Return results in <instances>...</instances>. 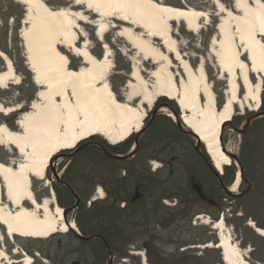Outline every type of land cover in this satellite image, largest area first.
Masks as SVG:
<instances>
[{"label": "bare ground", "instance_id": "1", "mask_svg": "<svg viewBox=\"0 0 264 264\" xmlns=\"http://www.w3.org/2000/svg\"><path fill=\"white\" fill-rule=\"evenodd\" d=\"M50 1L16 0L24 6L20 38L26 65L38 90L29 109L18 116L17 130L0 123V141H3L0 145L18 156L16 163L0 162V226L7 231V237L46 239L59 232L75 230L76 224L66 222L63 208L56 203L53 193L37 200L34 180L45 181L48 186L47 170L52 159L65 150L74 149L87 138L100 136L110 144H118L139 132L148 108H153L160 97L177 101L183 113V125L205 145L218 171L233 164L219 139L222 126L231 121L237 107L256 111L261 104L264 90V39L260 34L264 24L263 0L255 3L253 0H231L230 4L210 0L217 22L208 54L218 69L219 79L226 77L225 99L220 106L209 80L207 62L200 58L194 64L182 52L175 28V24H182L187 32L198 35L210 25L212 14L208 10L190 6L185 1H180L181 6L168 3V0L140 4L117 0H81V3L58 0L56 7ZM83 24L93 26L94 35L101 44V58L93 54ZM110 33L130 48L126 52L123 50L131 63V71L122 95H117L109 82L114 69V51L107 42ZM63 49L81 60L76 69L70 67V57ZM0 53L4 61L0 85H7L0 89L20 85L22 78L13 60L5 52L0 50ZM146 62L155 67L147 71ZM69 88L76 93L79 107L71 102ZM6 107L15 108L6 116L22 109V106ZM58 114H62L59 119ZM167 115L174 117L170 112ZM2 116L5 115L0 113V119ZM37 124L49 129L40 140L25 131ZM235 175L231 191H235L241 178L239 172ZM103 194L102 188H98V199L103 198ZM197 219L201 220L202 216ZM202 224H211L217 231L218 243L205 247L219 249L223 264H250L224 218L211 221L203 217ZM248 225L264 237V229L257 231L259 227L252 221ZM136 254L142 256V264H148L141 252ZM31 261L33 258L29 254L12 260L0 246V264H31Z\"/></svg>", "mask_w": 264, "mask_h": 264}, {"label": "rangeland", "instance_id": "2", "mask_svg": "<svg viewBox=\"0 0 264 264\" xmlns=\"http://www.w3.org/2000/svg\"><path fill=\"white\" fill-rule=\"evenodd\" d=\"M180 1H185L188 5L199 9L208 10L212 14L210 25L206 26L205 29H203L198 35L187 32L182 24H175V28L178 32L177 38L179 39L182 52L187 55V57H190L194 64H197L200 58H204L207 62L209 80L215 93L217 104L220 106L225 99L224 91L226 88V77H223L222 80L219 79L220 74H218V69L214 64L213 58L208 54L209 41L215 33L214 27L217 22L212 2L210 0H168L167 2L178 5L180 4ZM222 1L230 4L231 0H227V2L226 0ZM50 4L55 7L59 6L58 0H51ZM180 5L183 6L182 3ZM24 15V6L17 3L16 0H0V50L5 52L13 60L16 72L22 78L20 85H10L6 90L0 89L1 103L6 106H16L18 101L20 106H22V109L17 113L10 116H2L0 119V123H5L9 128L14 130L18 129L16 126L18 116L22 113V111L29 109L30 102L35 99V95L38 90V87L32 80V74L26 65L24 49L20 38V30L22 28ZM83 26L87 30L90 38L91 45L93 47L92 51L97 52V54L102 57L103 52L101 44L94 35L93 26L87 24H83ZM107 41L108 43H111L110 45L114 51V69L109 77V82L111 83L115 93H117V95H122L124 92V86L129 80V74L131 71V63L127 56L123 54V50L126 52L127 50H130V48L122 39L114 35V33H110L107 36ZM155 41L158 42V40ZM63 51L67 53L66 50L63 49ZM93 54L97 55L95 53ZM69 57L71 60L70 67L76 69L80 65L81 60L72 54H69ZM98 57L100 58V56ZM154 67V65H150V62H146L144 65V68L147 71H151ZM3 69L4 61L0 59V70ZM176 70L179 71L178 66H176ZM263 98L264 90L261 93V104L263 102ZM176 105L177 103L166 105L164 102H160L156 106L155 103L153 108H148L147 113L154 112L155 114L167 115V113L170 112L173 115L174 112L170 109V107H175ZM261 113L260 108L255 111L248 109L241 110L237 107L234 117L230 122L224 125L222 132V148L227 156L234 161L233 163L239 173L240 169H242V176L235 191L230 190L234 182L230 183V185L226 188L227 195L229 197H234L236 201L234 200L229 203V201L226 202L224 200L226 206L224 207L223 213L219 214L218 219H225V225L232 233L236 244L247 255V260L250 264L264 263V237L257 234L256 231L248 225L250 221L255 223V225L260 228H262L260 225H264V196L254 192L251 187H249L254 180L261 176L259 169L260 161L254 156L255 154H252L246 161L243 168L240 158L243 156L244 126L249 124L254 118L261 117L263 115ZM178 118L180 119V117ZM238 118L241 119V123L238 128H235L234 121ZM180 121L183 123L182 119ZM144 128L145 126L143 124L142 129L136 134H144L146 131ZM93 137H99L105 140L100 136ZM191 143H193L194 147L198 149V151H200L199 146L202 144L207 154L205 145L202 142H199L196 138H191ZM175 146L176 151L172 153H179L182 162H186L190 156H193L192 149L184 142L176 143ZM262 149L259 150L260 154H264ZM75 150H77L76 147L74 149L65 150L52 159L47 170V179L49 181L48 186L45 185V181L34 180L33 190L38 201H41L46 197H50L51 193H53L56 203L60 205L57 190L64 194V186L61 183V178L65 166L69 163V158H66L67 156H65V153L70 151L69 155H72ZM134 152L135 145L132 146L130 152L128 153V156L130 157L129 159H134ZM151 152L157 156L159 155L155 149H152ZM170 152V149H167V153ZM160 156L166 157L165 152L160 153ZM17 159L18 156H14L11 150H8L6 147L0 145V162L16 163ZM209 160V168L217 171V169L213 166L210 157ZM162 165V162L159 160L149 161L148 163L152 172L159 171V169L163 167ZM182 165L177 167V176H181L182 174ZM221 173L222 172H218V174ZM123 175L124 173L122 172L121 176ZM164 176L166 175L164 174L163 177ZM99 187L102 188V186L97 185L91 192V196L86 201L87 207L95 201L100 202L106 199V192L103 188V198L98 199V196L96 195V188ZM240 195H246V198L240 205H238L237 198L240 197ZM73 201L76 203L77 207L80 203V198L75 196ZM161 203L164 207L171 208L177 206L175 199H164ZM60 206L62 207V205ZM120 206L122 207L123 205L121 204ZM62 208L65 213L66 220L69 222L75 221V210L72 205ZM207 210L211 211L212 209L200 205L191 206L190 210L184 211L182 215L177 217L174 221H171L168 226L160 227L153 224L148 225L146 231L152 233V235L148 236V241L142 245L143 238H139L137 242L140 245V248H134L131 244L127 245L125 248V255L121 256L120 254H116L117 257L120 256V258H116L114 264H142V256L137 255V252H141L143 254V257H145L144 259L148 264H223L221 251L219 249H214V247H205V245L209 243L212 245L216 244V241L218 240V233L215 229H213V225L202 224L203 217L211 219V221L217 220V218L214 219L207 212ZM198 216H202V219L198 220ZM257 222H259V224ZM76 227L77 228L75 230L71 229L66 233L59 232L46 239L16 238L15 236L10 239L5 235L4 227L0 226V246L6 251L7 256L12 260H19L22 258L23 254H29L33 258L32 264H38V261L42 262V264H58L53 262L52 259H58L59 257L62 258V255L66 250L65 246L69 243L67 238L69 233L72 232L80 235L81 231L77 223ZM145 239L147 240V237ZM77 255L78 252L75 250L72 256L77 257ZM108 260L107 264H109V261H112L113 258L109 261ZM74 261H77V259L70 260L67 264H81L79 261H77V263H72Z\"/></svg>", "mask_w": 264, "mask_h": 264}, {"label": "trees", "instance_id": "3", "mask_svg": "<svg viewBox=\"0 0 264 264\" xmlns=\"http://www.w3.org/2000/svg\"><path fill=\"white\" fill-rule=\"evenodd\" d=\"M160 102L176 104L166 97H160L156 106ZM170 109L180 116L177 105ZM260 109L263 115L254 118L243 131L240 162L244 168L250 155L255 154L258 158L261 176L249 187L264 196V154L259 153L262 148L264 151V98ZM240 123L241 119H236L234 127L238 128ZM144 126V134H141L143 130L141 135L134 133L121 143L110 144L99 137H90L79 143L72 155H69L70 151L65 153L69 163L61 178L64 194L57 190L58 200L62 207L72 205L74 208V219L81 236L69 233V243L62 258L52 259L53 262L67 264L77 259L81 264H105L110 253L124 256L126 246L135 244L139 238H143L145 244L152 235L146 231L148 225L168 226L191 206L198 205L211 208L207 212L218 219L226 206L225 201H236L226 193V188L235 180L237 168L234 163L224 166L221 174L209 168L210 160L203 145L200 144V151L194 147L191 138L197 137L180 120L151 112L147 114ZM180 142L193 151V156L186 162H182L179 153H172L176 151V143ZM133 145L134 159H129ZM152 149L159 155L152 153ZM167 149L171 152L167 153ZM162 152L166 157L160 156ZM153 160L163 164L157 172H152L148 166ZM179 165L183 166L181 176H177ZM97 185L105 190L106 199L87 207L86 201ZM75 196L80 198L76 208ZM245 198L246 195H240L238 205ZM164 199H175L177 206L164 207L161 203ZM75 250L77 257L72 256Z\"/></svg>", "mask_w": 264, "mask_h": 264}, {"label": "snow or ice", "instance_id": "4", "mask_svg": "<svg viewBox=\"0 0 264 264\" xmlns=\"http://www.w3.org/2000/svg\"><path fill=\"white\" fill-rule=\"evenodd\" d=\"M117 2L140 4V3H151V0H117ZM216 2L219 3V0H216ZM226 2H227V0H226ZM253 2L255 3L256 0H253ZM77 3H81V0H77ZM262 6H264V5H262ZM221 10H224V9L221 8ZM260 34H261V38L264 39V24H262V27L260 29ZM0 56H3V53H0ZM70 75H75V74H70ZM16 82L19 83V81H16ZM0 86H3L5 88L7 87L6 84L0 85ZM43 95L44 94L41 93V96H43ZM68 95H69V98H70L71 102L73 104H76L79 107V104L76 101V93L74 91H72L71 88L68 89ZM16 107H20V104H19L18 101H17ZM32 107H36V105H32ZM64 107H66V105ZM13 111H15V108L6 107L3 103H0V113H3L6 116L8 113L13 112ZM59 115H62V114H58L57 115V119H59ZM25 131L26 132L30 131L31 136L33 138H35L37 140H40L48 133L49 129L44 124H37V125L31 127V129L26 128ZM2 142L3 141H0V143H2ZM12 143H15V142L13 141ZM70 227L74 228L75 225H70ZM261 227L264 228V225H262ZM256 230L257 231H261L260 228H258ZM262 234H264V233H262ZM38 264H42V262L38 261Z\"/></svg>", "mask_w": 264, "mask_h": 264}, {"label": "water", "instance_id": "5", "mask_svg": "<svg viewBox=\"0 0 264 264\" xmlns=\"http://www.w3.org/2000/svg\"><path fill=\"white\" fill-rule=\"evenodd\" d=\"M96 56V55H95ZM97 58H99L98 56H96ZM101 58V57H100ZM140 101V100H139ZM144 108H148V106H144ZM180 111H181V119H182V110L180 109ZM173 116H174V118L176 119V120H178V116L175 114V113H173ZM183 120V119H182ZM247 125L248 124H246L245 126H244V129L247 127ZM223 128H224V125L222 126V130H223ZM243 129V130H244ZM242 130V131H243ZM240 131V130H239ZM222 132V131H221ZM198 141H199V139H198ZM219 141H220V143H221V146H223V141H222V136H220V139H219ZM223 149V148H222ZM240 176H242V169H240ZM64 218H65V213H64ZM65 220H66V218H65ZM66 222L67 223H69V221L68 220H66ZM75 224H76V222H74ZM219 238V237H218ZM217 244V243H216Z\"/></svg>", "mask_w": 264, "mask_h": 264}, {"label": "flooded vegetation", "instance_id": "6", "mask_svg": "<svg viewBox=\"0 0 264 264\" xmlns=\"http://www.w3.org/2000/svg\"><path fill=\"white\" fill-rule=\"evenodd\" d=\"M107 42H108V41H107ZM109 44H111V43H109ZM94 53L97 54V52H95V51H94ZM97 55L100 56L99 54H97ZM87 239H90V237H88ZM142 245H143V243H142ZM133 247H134V248H140V245L138 244V242H136L135 244H133ZM109 257H110V259L113 258V260H112V261H109V260H110ZM116 258L119 259L120 256L117 257L116 253H110L109 256L107 257V260L109 259V260H108V261H109V264H114L115 261H116ZM107 260H106V263H105V264H107ZM110 262H113V263H110Z\"/></svg>", "mask_w": 264, "mask_h": 264}]
</instances>
